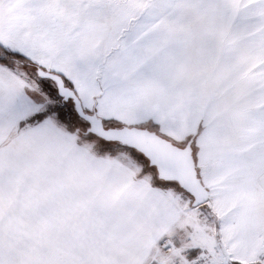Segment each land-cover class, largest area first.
Masks as SVG:
<instances>
[{
  "label": "snow or ice",
  "instance_id": "snow-or-ice-1",
  "mask_svg": "<svg viewBox=\"0 0 264 264\" xmlns=\"http://www.w3.org/2000/svg\"><path fill=\"white\" fill-rule=\"evenodd\" d=\"M0 264H264V0H0Z\"/></svg>",
  "mask_w": 264,
  "mask_h": 264
}]
</instances>
